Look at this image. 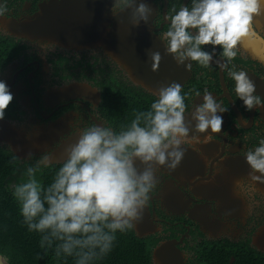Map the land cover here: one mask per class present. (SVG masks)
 Returning <instances> with one entry per match:
<instances>
[{
    "label": "clouds",
    "instance_id": "1",
    "mask_svg": "<svg viewBox=\"0 0 264 264\" xmlns=\"http://www.w3.org/2000/svg\"><path fill=\"white\" fill-rule=\"evenodd\" d=\"M114 4L132 10L133 26L148 25L152 9L146 0H115ZM6 11L4 0H0V16H4ZM173 11L168 28L160 39L175 63L186 71L191 70L192 62L209 68L219 53L223 60L220 67L228 68V75L235 81L234 91L245 109L264 107V99L257 93L248 73L231 63L245 41L264 44V32L254 24L256 17L264 15V0H190V6ZM1 20L14 23L19 28L20 24L25 25L13 19ZM0 31L4 29L0 28ZM21 34L23 36L7 30L0 32V75L7 71L14 73L18 80L16 86L25 88L29 84L33 88L48 72L60 71L64 63L58 45H52L53 42L47 38L37 39L41 34L30 29H23ZM46 43L52 45L55 57L48 52H39L38 49H47ZM35 51L43 58L46 54L45 59L54 57L57 64L43 63L41 75H37L30 64L23 67L22 58L26 57L27 61H33L36 69L40 68ZM148 56L155 70L161 54L150 51ZM45 64H49L50 69H46ZM4 80L11 81V78ZM10 85L13 84L6 85L0 80L2 122L8 121L3 119L5 109L14 97L9 91ZM154 95L156 99L149 109L137 104L142 111H135L130 123L119 131L116 124L108 119L104 125L82 129L76 138L69 137L67 140L72 142L65 148L63 160L47 186L37 179V172L41 167L52 165V154L33 155L39 156L36 163L25 169L23 175L26 180L12 186V195L19 203L18 216L23 218L30 232H37V262L46 264L54 251L58 257H74L75 264H93L107 256L115 245L117 234L133 231L142 219L150 196L155 197L153 191L159 182V170L163 167L174 171L180 165L185 156L183 145L190 139H196L195 133L221 132L222 113L227 109L207 89L202 95L199 91L195 93L202 100L194 105L191 120L186 119L185 99L188 93H182L179 83L161 84ZM21 113L25 115L24 110ZM0 146L7 147L4 144ZM28 158L31 159L32 155L29 154ZM244 159L250 169V182L264 183V138L245 152ZM191 213L197 215L192 210ZM181 244L186 248V244L191 246L195 243ZM0 262L9 264L2 254ZM260 262L264 263V259ZM228 263L234 264L235 261Z\"/></svg>",
    "mask_w": 264,
    "mask_h": 264
},
{
    "label": "flooded vegetation",
    "instance_id": "2",
    "mask_svg": "<svg viewBox=\"0 0 264 264\" xmlns=\"http://www.w3.org/2000/svg\"><path fill=\"white\" fill-rule=\"evenodd\" d=\"M50 1L52 0H4L7 11L4 16L0 17L34 26L33 19L39 12L38 6L40 4L43 6ZM91 2H96V0ZM153 2L157 7L153 26L159 38L167 30L170 17L174 14L173 10H178L182 6H190V0H153ZM119 8L122 6L117 4L113 6L112 13L117 12ZM44 10L48 16H51L61 8L47 6ZM254 24L258 30L264 32V15L255 18ZM0 28L4 31L7 29L5 21L0 20ZM46 37L45 33L39 35L37 39L43 40ZM205 47L210 48L211 46ZM38 50L41 53L48 52L45 47ZM58 51L64 63L63 70L56 73L48 72L33 89H29L31 87L29 84L26 86L27 89L20 88L16 84L9 86V91L14 94V97L3 119L15 122L17 126L24 125L27 131L39 125H46L49 122L62 119L64 122V126L61 128L62 132L66 131L65 125L69 130L60 140L67 141L69 137H78V133L86 127L107 123L108 118L102 108L105 92L110 93L109 79L104 81L107 77L122 79L124 89L128 88L132 92V101L146 110L156 99L143 91L142 88L132 84L124 75L125 70L122 64H117L101 51L97 53L90 49L65 50L59 47ZM35 56L40 67L38 69L33 61H27L26 57L22 59L23 67L30 64L36 70L37 75H41L40 69L43 63L57 64L54 54H52L54 57L48 56L45 59V56L43 58L40 54L37 56L35 51ZM221 63L223 60L219 53L209 68H202L196 62H192L191 76L181 84L182 93H188L185 99L186 119L191 120L194 105L199 104L202 100V97H197L195 93L199 91L202 95L204 89L212 93L218 102L227 109L223 113L221 132L195 133L197 138L190 139L184 144L185 147H190L193 150V154L198 153L200 159V169L196 171L195 176L190 177L194 178L191 182L189 181L187 184L182 175L184 185L178 187V184L182 182L181 178L173 177L167 171H164L163 175H159L162 183L169 180L177 184V191L173 192L172 198H167L166 202L168 206L179 213L175 214L167 210L161 199L149 201L150 213L156 217L149 230L153 229L154 231L146 237L140 238H150V240L155 238L157 241L152 249L160 243L174 241L177 243L174 246L184 255V264H199L200 261L205 260L198 259L199 255L220 249H223L220 253L229 257L228 262H234L239 252L237 246L239 243L241 244L242 259L249 258L253 252L264 254V183L250 182V169L247 163L244 164L245 173L244 170L242 172L246 176L242 178L239 176L236 182L223 179L220 174L219 184L212 182L213 184L210 185L207 183L202 185L209 177H214V166L218 160L234 162L237 156L244 158L245 152L253 148L260 138H264V107L245 109L234 91L235 81L228 75L227 67H220ZM231 63L236 65L237 69H243L248 73L256 85L257 93L264 99V44L258 41L252 43L245 41L240 45V52ZM181 67L183 71H186L183 66ZM27 70L30 71V68L28 67ZM8 76L9 72H4L0 75V80L4 81ZM81 83L97 89L98 97L93 103H87L85 99L76 97L59 101L52 106L46 105L45 97L53 90ZM21 110L25 111V115L21 113ZM59 145L60 143H56L54 147ZM38 157L32 156L29 161L35 162ZM184 158L188 159L186 152ZM187 179L189 178L187 177ZM195 184L201 187L200 189L207 190L208 197L205 194H198L197 197L193 192ZM223 188L226 192L222 190ZM160 189L159 186H156L153 191L154 196L159 195ZM230 189L232 190L231 196L228 194ZM222 203L225 205L222 206ZM193 206L204 207L199 217L203 224L199 223V219L192 218ZM182 208L183 211L180 210ZM211 225L214 229L211 228ZM260 239V245L252 244L259 243ZM181 243H195L196 247L185 248ZM254 255L259 256L258 254Z\"/></svg>",
    "mask_w": 264,
    "mask_h": 264
},
{
    "label": "water",
    "instance_id": "3",
    "mask_svg": "<svg viewBox=\"0 0 264 264\" xmlns=\"http://www.w3.org/2000/svg\"><path fill=\"white\" fill-rule=\"evenodd\" d=\"M91 1L52 0L43 6L40 4L38 6L39 12L33 19L34 26L20 24L19 28L14 23H9L6 20L2 21H5L7 31L19 36H23L21 34L23 29H30L41 35L46 33V38L49 41L58 44L63 49H90L97 53L101 51L117 64H122L125 70L124 75L132 84L142 88L143 91L154 97H156L154 94L161 84L177 82L181 85L191 76V71H183L182 67L175 63L172 56L166 53L164 42L156 35L153 21L157 7L153 0H146L152 9L147 26L144 24L132 25L131 9L119 8L115 12L116 15H113V6L116 5L114 4L115 0ZM59 2L61 10L55 15L48 16L44 8L47 6L57 8ZM1 19L4 18L0 17ZM150 51H159L161 54V61L155 70L152 68V62L148 56ZM76 97L84 98L87 103H93L98 97V91L86 84H72L64 89L53 90L47 94L45 102L47 105L52 106L60 100ZM62 124L63 121L61 120L49 123L46 126L39 125L27 131L24 125L16 126V124L8 121H0V144L6 145L19 159H28L29 154L33 156L51 151L53 163L60 164L63 160L65 148L72 142L59 140V137L64 134L61 130ZM68 130L69 128L66 126L65 133ZM55 143H60V145L53 147ZM183 148L188 154V159L184 158L174 171L166 170L163 167L162 169L170 175L179 174L180 176L183 175L185 179L187 177L190 179L200 169V159L198 153L193 154L190 147L183 145ZM208 151L210 152V150ZM244 164L245 159L239 156L235 157L234 162L218 160L214 166V177H209L202 185L205 183L208 185L219 184L220 174L223 179L236 182L239 176L241 178L246 176L242 174L243 170L245 173ZM158 179H160L159 176ZM172 183L174 182L169 180L163 181L159 195L150 196L149 201L161 199L167 210L178 214L179 212L168 206L166 202L167 198H172L173 192L177 191V186H172ZM222 190L226 192L224 188ZM228 194L231 196V189ZM187 203L189 204V202ZM224 205L222 203V206ZM180 210L183 211L184 209ZM192 212L200 216L203 208L193 206ZM191 215L193 219H199L197 215L192 213ZM155 218L154 214L150 213L147 205L142 219L133 229L135 236L144 238L151 234L154 230H149V227L153 224ZM199 223L203 224L201 218ZM211 228L214 229L212 225ZM260 241L261 239L258 241L259 243L252 244L260 245ZM174 245H177V243L172 241L155 246L151 250V264H184L183 253L178 251ZM257 248L260 249V247ZM0 264H3V262H0ZM6 264L8 263L6 262Z\"/></svg>",
    "mask_w": 264,
    "mask_h": 264
},
{
    "label": "trees",
    "instance_id": "4",
    "mask_svg": "<svg viewBox=\"0 0 264 264\" xmlns=\"http://www.w3.org/2000/svg\"><path fill=\"white\" fill-rule=\"evenodd\" d=\"M110 93L105 92L102 103L107 118L116 124V130L130 123L135 111H142L137 103L132 101V92L124 89L122 79L119 77H107ZM7 110V108L5 109ZM12 152L5 146H0V179L11 176L19 162L12 156ZM27 162L26 164H30ZM58 166H50L45 170L41 167V181L44 186L51 183ZM5 192L3 185H0V194ZM19 223L23 225L19 226ZM37 232H30L23 223V218L18 216L17 210L9 202V199L0 197V254L7 257L9 264H41L36 261L35 253L37 244L35 238ZM152 240V241H151ZM140 239L135 236L132 230L125 234H117V240L112 251L102 259L96 260L93 264H151V250L156 244V239ZM186 248H195L196 245ZM222 247V244L220 245ZM239 252L234 264H264L260 259H264V254L252 253L247 259H242L241 244H237ZM249 251L251 249L247 248ZM221 250H214L203 253L198 259H205L199 264H229L228 256L220 253ZM254 254H258L254 255ZM46 264H75L74 257L56 256L55 251L49 256Z\"/></svg>",
    "mask_w": 264,
    "mask_h": 264
},
{
    "label": "rangeland",
    "instance_id": "5",
    "mask_svg": "<svg viewBox=\"0 0 264 264\" xmlns=\"http://www.w3.org/2000/svg\"><path fill=\"white\" fill-rule=\"evenodd\" d=\"M52 45H58V44H56V43H54V44H52ZM52 45L51 44H49V43H46L44 46H46L47 47V50H48V54H52L53 53V50H52ZM44 56L46 57V54H44ZM45 66V68L46 69H50V65L49 64H45L44 65ZM59 69V68H58ZM60 70H63V65L61 64V66H60ZM8 77H10L11 78V81H5L4 80V82L6 83V85H8V83H10V84H17L18 83V80H17V75L16 74H14V73H9V76ZM7 77V78H8ZM6 78V79H7ZM34 88V87H33ZM32 87H30L29 89H33ZM25 89H27L26 87H25ZM78 98H80V99H84V98H81V97H78ZM10 105V104H9ZM18 162H19V165H21V166H23L24 165V167H19V166H17L16 168H15V170H14V172H13V174L11 175V176H7V177H5L4 179H0V185H3L4 186V188H5V192L3 193V194H0V197H3V198H6V199H9V202L15 207V209L17 210V211H20V207H19V203H18V201L14 198V196L12 195V186L14 185V184H17V183H21V182H23L24 180H26L27 179V177L26 176H24L23 175V173H24V171H25V169L27 168V167H29V166H32L33 165V163H36V161L34 162V161H29L30 159L28 158V159H19L18 157H16L15 155H12ZM27 162H31L30 164H32V165H29V164H26ZM51 166H58V164H56V163H52V165ZM166 170H167V168H165ZM45 170H47L46 168H45ZM42 169H40L38 172H37V179L40 181V183H42V181H41V174H42ZM170 172V171H169ZM165 172H164V170L161 168L160 170H159V172H158V176L159 175H163ZM171 173V172H170ZM172 176H174V177H177V178H181L182 179V182L180 183V184H178V187L179 186H182V185H184V177L183 176H180V175H178V174H171ZM194 178H190V179H185V181H187V184H188V182L190 181H192ZM158 184H157V186H159L160 188H161V186L163 185V183L161 182V180L160 179H158ZM177 184L176 183H172V186H176ZM194 186V189H193V192H194V194L198 197V194L201 192V193H203V194H205L206 195V197H208V193L206 192V191H204V190H202V189H200L201 187H199V186H197L196 184L195 185H193ZM192 186V187H193ZM202 190V191H201ZM175 192V191H174ZM228 261H229V257H228Z\"/></svg>",
    "mask_w": 264,
    "mask_h": 264
}]
</instances>
